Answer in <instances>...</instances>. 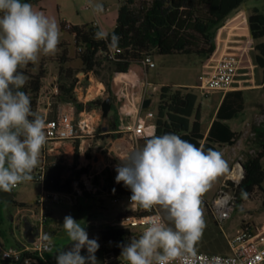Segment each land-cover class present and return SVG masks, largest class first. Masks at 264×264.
I'll return each instance as SVG.
<instances>
[{"label": "rangeland", "instance_id": "1", "mask_svg": "<svg viewBox=\"0 0 264 264\" xmlns=\"http://www.w3.org/2000/svg\"><path fill=\"white\" fill-rule=\"evenodd\" d=\"M91 2L92 4H101L104 11L102 13H95L89 5L88 0H40L37 3H30L34 10L43 12L45 15L54 18L60 28V43L55 55L45 56L40 54L35 63L30 62L20 67L21 69L27 70L28 73L33 76L39 73L41 67L45 69L43 85L38 95L36 106L32 108L33 111L37 112L45 120L55 118L59 111H69L76 115L75 105L61 102L57 97L59 91L57 93L54 92V87L59 84V64L57 63V58L62 52L61 45H64L63 48H67L70 57L69 63L65 66L78 71L77 78L82 81L81 85L87 84L88 86L93 85V88L95 86L100 88L102 85H98L99 82L107 83L109 80V74L111 73L110 68L112 65L101 59L103 63L100 67H97L95 73H92L93 78L90 81V75L85 74L81 70L82 63L77 55L74 37L61 28L62 22L72 25L90 24L98 17L101 28L108 33L112 32L116 26L119 8L124 0H91ZM136 3L138 4L139 0H136ZM255 7L259 8L260 11H264V0L244 1L242 5L215 30L217 47L215 53L211 56L199 54L159 55L153 52L151 58L156 64V67L149 70L147 80L151 85L157 87V91L154 92L151 97L153 99L150 108L151 111L157 113L159 92L162 86L176 84L193 85L191 90L197 96L196 110L200 108L201 128L204 131L216 106L214 98H221L222 96L220 93L206 95L203 94L201 88H197V85H204L208 78L205 65L211 58L219 56L221 52L225 50L223 39H225L227 27L238 25L241 32L246 31L248 25L246 19H248L247 17ZM259 42H264V39L253 42V47L249 52L250 62L244 63V66H248V68L243 71L250 73V75L242 77L243 80L248 81L243 82L241 86L264 85L263 70L258 67L255 61V56L257 54L255 45ZM207 48L208 46L205 45V43L200 42L198 47L193 50L199 51ZM132 68L134 71L140 72L142 79H145V72L139 63L132 64ZM26 76L28 77L27 85L30 81V77L29 75ZM99 88L98 92L95 95L92 94V96L83 95L80 90H78L77 95L75 91V97L79 102H85L87 98H103V100L110 98L107 91H105L103 95H98ZM253 94L257 95V98L247 95L248 107H246L242 115L230 122L232 128L239 131L240 140L235 146V149L238 151L239 166L246 162L249 156H255L261 151V147L253 133V128L258 126L264 117V88H262L261 94ZM29 97L31 98V95H29ZM98 111L102 114L101 109H98ZM108 120L109 117L106 120L101 118L99 128H109ZM238 124L240 127L236 128ZM115 135L108 131L103 133V130H97L94 138L80 137L74 141L65 142L58 152L48 156L47 166L55 164L63 166V181L70 179L74 170L87 168L88 170H93L95 173H100L101 176L97 177V181L100 180L105 183L106 176H104L103 173L107 169L113 170L117 168L112 164L114 160L115 162L121 163L120 157H115L112 161V158L108 156L109 149L116 139V137H114ZM141 141V143L137 144V148L134 144L127 143V145L129 148L133 147V151L144 146L146 140ZM98 145L99 147L96 148ZM100 148L106 149L100 152ZM97 154L106 155L105 162L101 166L92 163L94 156ZM41 158L42 149L38 165L41 162ZM223 160L226 165L223 171L229 170L231 165L230 161L225 155L223 156ZM238 162L236 161L233 167ZM33 171L30 181L18 184L10 192L0 191V217L3 220L0 229L6 232L10 245L24 243L26 241L24 238L25 224L30 223L34 226L39 222L43 214V210L38 204V201L44 195L43 184L35 180ZM220 176L221 174L211 182L210 186L203 193L204 199H209L211 202L212 198L216 197L221 187ZM115 198L116 197L108 192H98L95 195L88 194L86 197H81L75 202L64 201L61 203H50L45 211L50 213L53 220L52 225L47 226V236L51 238L53 244L52 255L54 259L52 255H46L45 258L51 262L54 260V264H56L55 255L57 252L65 247H70V245L68 246L70 241L62 227L64 217L68 215L72 216L84 226L89 239L96 240L100 247L102 243L100 231L111 224L121 213L125 211H136L135 204H132L127 197H119L120 201L117 203L113 201ZM200 208L203 214L205 228L202 237L195 245V251L209 254H228V239L238 234L245 225L249 224L255 228L264 230L263 190L256 189L250 197H246L242 202L238 201L235 212L231 218L224 223L223 228H220L215 222L210 204L207 207L204 200H202ZM129 242L124 243V245ZM81 254L87 255L86 249L82 250ZM95 256L98 264H103L99 249L96 251Z\"/></svg>", "mask_w": 264, "mask_h": 264}, {"label": "clouds", "instance_id": "2", "mask_svg": "<svg viewBox=\"0 0 264 264\" xmlns=\"http://www.w3.org/2000/svg\"><path fill=\"white\" fill-rule=\"evenodd\" d=\"M88 2L95 13L104 11L101 4ZM93 38L107 41L109 49H117L120 40L103 28ZM59 43L60 28L54 18L30 3L0 0V191L10 192L32 179L47 143L45 119L32 110L29 95L21 91L28 77L18 69L35 63L40 54L55 55ZM119 159L115 180L131 190L132 204L158 207L160 212L150 218L139 238L121 245V257L128 264H192L205 228L201 196L226 166L221 153L205 152L166 133L153 134L142 148ZM62 227L70 247L57 252L56 264H98L99 244L89 239L85 227L70 215L64 217ZM85 249L87 255H82Z\"/></svg>", "mask_w": 264, "mask_h": 264}, {"label": "trees", "instance_id": "3", "mask_svg": "<svg viewBox=\"0 0 264 264\" xmlns=\"http://www.w3.org/2000/svg\"><path fill=\"white\" fill-rule=\"evenodd\" d=\"M39 1L21 0L24 3H37ZM244 1L246 0H139L137 4L136 0H124L118 11L116 26L110 32V34L114 32L120 37L117 48L120 52L115 54L114 60L104 56V53L111 50L108 47V42L93 38L95 32L100 29L93 23L72 25L62 22L61 28L74 37L77 55L82 63L81 70L85 74L95 73L97 67L103 63L101 59L112 65L111 74L128 73L132 64H140L147 55L152 56L153 52L159 55H213L217 47L215 30ZM248 26L253 42L264 39V11H260L257 7L253 8L248 17ZM200 42L205 43L208 48L199 51L193 50L198 47ZM63 46L61 45L62 52L57 58L59 64L58 99L61 102L74 104L77 113L84 109H101L102 98L84 104L75 97V89L79 81L77 78L78 71L65 66L69 63L70 57L67 48H63ZM255 50L257 51L256 64L263 70L264 75V42L256 44ZM18 71L30 77L29 83L21 91L31 95V106L34 108L45 78V69L41 67L35 76L21 68ZM106 85L109 89V83ZM245 101L243 90L227 92L218 110L217 119L213 121L210 131L205 137L200 130L199 112H196V94L190 88L164 85L159 92L155 135L176 134L182 140L202 148L205 152L209 149L219 152L218 146L223 144L234 145L239 140V134L231 129L227 121L238 117L244 111ZM194 114L195 119L192 123L191 119ZM98 130H103V127L98 128ZM253 133L261 151L255 156H249L246 162L242 164L245 174L236 190L239 202L250 197L256 189L264 191V124L255 126ZM115 137H120V135L116 134ZM63 170L64 167L60 164L47 166L43 191L48 193L71 191L72 181L88 171L87 168L74 170L72 177L63 181ZM103 175L106 176L105 186L108 193L130 199L131 190L123 182L117 183L115 180L116 169H107ZM242 193L246 195H242ZM206 206L208 207L207 204ZM142 214L140 211H125L118 218ZM47 218L49 219L48 223H52L53 220L49 212ZM2 223L3 220L0 217V225ZM0 235L5 243L9 244L6 232L0 229ZM100 236L102 243L99 251L102 254L105 251V243L110 238L121 239L124 243L130 241L127 230H116L110 227L102 229ZM0 264L53 263L48 259L43 261L34 254L26 253L18 260L4 259L0 256Z\"/></svg>", "mask_w": 264, "mask_h": 264}, {"label": "built area", "instance_id": "4", "mask_svg": "<svg viewBox=\"0 0 264 264\" xmlns=\"http://www.w3.org/2000/svg\"><path fill=\"white\" fill-rule=\"evenodd\" d=\"M92 23L101 28L98 17ZM226 29V31H232V27H227ZM251 49V44L249 43L242 48H233L229 42H225V50L219 56L211 58L205 65L208 78L205 84L201 86L203 94L227 93L241 86L244 82L242 77L250 75V73L243 70L248 68V66H244V63L250 62L249 52ZM119 52V49H111L109 52L104 53V56L106 55L111 60H114L115 54ZM140 65L145 72V79L142 83V94L140 95L141 104L138 106L135 94L131 91V87L135 84L134 82L124 80V86L120 91L121 97L127 99V106L130 108V111L125 113L128 120L116 130V134L120 135L119 139L109 149L108 156L112 158V161L115 157L121 158L132 151L133 147L129 148L127 141L141 138L148 139L153 134H156V114L142 108L147 95L157 91V87L151 85L147 80L148 70L155 68L156 64L151 56L147 55ZM79 85L78 81L76 89ZM54 92H58V86L54 87ZM100 121L101 112L94 109H84L80 113H76V115L69 111H59L55 118L45 120L47 143L42 148L41 162L33 171L35 180L43 184L48 156L58 152L65 142H71L80 137L94 138ZM261 124H264V117L258 126ZM98 147L99 145L96 148ZM105 149L100 148V152L105 151ZM103 163L100 162L98 166L103 165ZM112 164L114 167L121 165L120 162H115V160ZM239 164L238 162L232 168L210 205L215 222L220 228H223L224 223L231 218L236 210L238 203L236 190L245 174L242 164L241 166ZM99 176H101L100 173L88 170L81 174L79 178L72 181L71 191L51 193L43 191L44 195L38 201L43 214L39 222L34 225L35 230L38 232L34 242L29 243L25 241L21 244L10 245L6 244L0 235V256L4 259L18 260L26 253H31L41 260L47 261L45 256L52 254L53 244L51 238L50 240H45L47 226L52 225V223H48L49 219L47 218L48 212L45 211L46 208L50 203L75 202L88 194L107 193L105 183L100 180L97 181V177ZM114 197H116L113 200L114 202L120 201L119 197L121 196ZM135 210L143 214L139 216L117 217L107 227L116 230H127L130 239L131 237L139 238L147 227L150 218L160 214V212L157 207L144 209L138 205H135ZM45 245H48L51 250H46ZM121 245H124V242L118 238H110L106 241L105 251L103 252V264H128L121 257ZM228 247V254H209L195 251V256L191 258L192 264H264V230L247 224L238 234L228 239ZM174 264H179V261L174 262Z\"/></svg>", "mask_w": 264, "mask_h": 264}, {"label": "crops", "instance_id": "5", "mask_svg": "<svg viewBox=\"0 0 264 264\" xmlns=\"http://www.w3.org/2000/svg\"><path fill=\"white\" fill-rule=\"evenodd\" d=\"M246 20L248 22V19H246ZM223 42L224 43L229 42L231 47H233V48H242L249 43V44H251V48H252L253 47V40H252L251 35H250L249 26L247 25L245 32H241V29L239 28V26L234 25L232 27L231 32L225 31V39H223ZM149 70H148V72H149ZM89 75H90L89 79L91 81L93 78L92 77L93 75L92 74H89ZM147 77H148V74H147ZM124 80H130V81L135 83L131 87V91L133 94H135V99L137 100L138 106L141 104L140 95L142 94V83H143L144 79H142L140 72L134 71L132 66H131L128 73H112V74L110 73L109 74V80L107 82V83H109V89H108L106 83L99 82L98 85H102V86L100 88L97 86L99 88V94L98 95H103L105 93V91H107L108 95L110 96L111 103H112V109H111V112L109 114V120H108L109 128H107V129L103 128V133L108 131L109 133L115 135L116 130L121 126V124L125 123L128 120V117L126 116L125 113L129 112L130 108H128V106H127V104H128L127 99L121 97V95H120V91L124 86L123 85ZM247 81L248 80H244V82H247ZM81 82L82 81L79 80L80 85L76 89L77 95H78V90H80L82 92V94L83 95L85 94L86 96L87 95L92 96V94L95 95L98 92V88L96 86L93 88V85H91V86H88L87 84L81 85ZM172 86H174V87H186V88H190V89L193 88V85H183V84H176V85H172ZM197 88H201V85H197ZM262 88H263V84L253 85V86H238L237 88L234 89V90H243L244 91L245 100H246L244 111L246 110V107H248L247 95L253 96L254 98H257L256 97L257 95H254L253 93H258V95H259V93L261 94ZM153 93L154 92L149 93L147 95V97L144 99V101L147 99H151V104H150L149 108L144 109V110L151 111L150 108H151L152 103H153V99L151 97H152ZM220 94H222L221 98H214L216 106H215L213 115L210 116V119H209L208 124H207L204 131L201 128V116H200V130L204 134L205 137L208 135L213 121L217 119L218 110H219V108L223 102V99L226 95V93H220ZM211 95H213V94H211ZM95 99H98V98H90V99L87 98L85 100V102L83 101L82 103L87 104L88 102L93 101ZM246 104H247V106H246ZM142 108H143V104H142ZM94 110L98 111V109H94ZM244 111L242 113H240L239 116L242 115L244 113ZM196 112H199V115H200V108H198L196 110ZM154 114H157V113L154 112ZM238 117H236V118H238ZM236 118H234V119H236ZM194 119H195V114L191 119L192 123H193ZM234 119H232V120H234ZM232 120L227 121V123L230 125V122ZM230 127L234 132L239 134L238 130H234L231 125H230ZM238 127H240L239 124L237 125L236 128H238ZM118 139H119V137H117L113 143H115ZM141 140H146V139L141 138L138 140H132V141H127V142L129 144H134L135 147L137 148V144L141 143L142 142ZM239 140H240V138H239ZM238 141L234 145L223 144L221 146H218V150L221 153L222 158L225 155L231 163L229 170L221 172L220 185H222L223 181L230 174L234 163L236 161L238 162V151L235 149V146H236V144H238ZM105 157H106V155L97 154L94 156L92 163L93 164L95 163V165L98 166L100 164V162H105ZM97 162H99V163H97ZM201 198H202V200H204V202L207 205H209V204L211 205V203L213 202L215 197L212 198L211 202L209 201V199H204L203 194H202ZM52 257L54 259L53 255H52ZM101 257H102V263H103V254L102 253H101ZM52 263L54 264V260Z\"/></svg>", "mask_w": 264, "mask_h": 264}, {"label": "water", "instance_id": "6", "mask_svg": "<svg viewBox=\"0 0 264 264\" xmlns=\"http://www.w3.org/2000/svg\"><path fill=\"white\" fill-rule=\"evenodd\" d=\"M151 104V99H147L143 102V109H148ZM112 109V103L110 98L103 100L101 105L102 119H107ZM106 129V128H105ZM38 232L35 230L34 226L30 223L25 224L24 238L27 242L32 243L35 240Z\"/></svg>", "mask_w": 264, "mask_h": 264}]
</instances>
